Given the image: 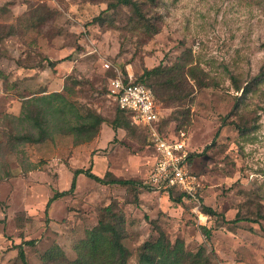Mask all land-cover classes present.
I'll list each match as a JSON object with an SVG mask.
<instances>
[{
  "label": "rangeland",
  "instance_id": "374dc122",
  "mask_svg": "<svg viewBox=\"0 0 264 264\" xmlns=\"http://www.w3.org/2000/svg\"><path fill=\"white\" fill-rule=\"evenodd\" d=\"M109 1L0 0V264H24L19 245L28 264H45L55 246L74 260L109 216L124 218L129 264H139L137 248L160 231L172 243L183 240L187 252L204 249L210 264H264V0H137L145 25L131 7L108 9ZM182 59L209 86L189 78L182 104L160 103L161 129L185 132L202 183L198 201L178 202L144 184L156 158L152 143L131 123L113 126L119 109L108 85L120 72L136 80ZM52 92L66 99L65 114L49 116L44 140L17 142L39 135L33 120L17 118L23 103ZM81 115L91 124L101 117L96 136L64 128ZM77 168L136 183L80 174L75 191L47 208L56 191L70 189Z\"/></svg>",
  "mask_w": 264,
  "mask_h": 264
},
{
  "label": "trees",
  "instance_id": "16d2710c",
  "mask_svg": "<svg viewBox=\"0 0 264 264\" xmlns=\"http://www.w3.org/2000/svg\"><path fill=\"white\" fill-rule=\"evenodd\" d=\"M155 1V0H152ZM119 5H127L136 12L137 18L142 24L145 25L150 22L143 14L141 10V3L137 0H110L108 2V9L115 8ZM99 18V17H98ZM95 18L94 20H96ZM145 22V23H144ZM155 27V26H152ZM53 64V61H50ZM115 77V76H113ZM110 77V78H113ZM195 79L200 86H209L203 77H199L198 67L192 65L189 61L182 59L172 65L160 64L153 68H146L142 75L138 79V82L144 83L149 87L157 101L162 104H174L180 105L188 98L190 94V82L188 79ZM245 91V88H244ZM58 98V99H57ZM27 101L22 105V114L17 117L21 121H31L33 129L38 128L39 132L37 136L34 133L28 132L23 133L16 138L17 142H40L45 139V135L48 132L50 124V115L54 113L62 112L65 114L66 99L60 92H52L45 94L43 97L37 99L27 98ZM44 101L47 103L46 107L39 108L38 103ZM38 110V115H32L31 108ZM26 109V111H25ZM117 117L113 123L115 128H128L129 124L132 123L128 112L118 108ZM41 119H38V116ZM96 116V115H95ZM89 115H81L79 124L66 123L67 127H64L69 132L74 133L76 136H83L90 134L87 137L96 136L98 133V126L102 123L100 116H96V121L89 123ZM66 120V119H65ZM25 124V123H24ZM138 127L137 125H135ZM139 128V127H138ZM159 129L163 131L159 124ZM179 128H175V132L178 133ZM146 133V132H145ZM147 135V134H146ZM148 138V136H147ZM79 140V139H78ZM77 140V141H78ZM150 142V141H149ZM15 144V143H13ZM14 146V145H13ZM191 165V164H190ZM74 177L72 179L71 187L68 190L56 191L54 195L48 200L47 208L50 206L52 201L62 197L66 194L73 193L77 184V177L80 174H85L101 183L104 184H121V185H135L136 181L133 179H122L113 177L107 179L106 177H100L92 172L91 168L83 169L77 168L73 171ZM110 174V173H108ZM107 174V175H108ZM168 196L174 201H182L186 198V194L179 188L174 187L169 189L167 192ZM204 212L208 214L216 213L212 208L202 206ZM107 212L112 208L108 206ZM124 219V218H121ZM120 217L109 216L101 219L98 225L92 228L84 239L78 249V257L74 260H69L59 246H55L44 256L45 264H129L128 258L130 256L129 249L123 243L124 228L122 226ZM239 220L235 219V221ZM205 233L210 235V230L203 227ZM34 243V241H29ZM139 255V264H210V261L205 257L204 249L198 250L196 253L187 252L185 250L184 241L177 239L175 243L166 236L163 231L159 232V236L156 240H146L140 247L137 248ZM19 257L24 262L26 261L25 251L22 245H19Z\"/></svg>",
  "mask_w": 264,
  "mask_h": 264
},
{
  "label": "built area",
  "instance_id": "2783aa9c",
  "mask_svg": "<svg viewBox=\"0 0 264 264\" xmlns=\"http://www.w3.org/2000/svg\"><path fill=\"white\" fill-rule=\"evenodd\" d=\"M105 66L109 67V63ZM108 94L116 106L127 111L131 121L146 132L156 149L154 166L144 184L165 192L177 187L187 198L198 201L202 183L190 167L185 132L181 130L168 135L159 129L161 105L152 90L132 75L120 72L110 78Z\"/></svg>",
  "mask_w": 264,
  "mask_h": 264
},
{
  "label": "crops",
  "instance_id": "0c3cea01",
  "mask_svg": "<svg viewBox=\"0 0 264 264\" xmlns=\"http://www.w3.org/2000/svg\"><path fill=\"white\" fill-rule=\"evenodd\" d=\"M103 122V121H102ZM133 123V122H132ZM149 140V139H148ZM151 143V142H150ZM153 146V145H152ZM153 149H154V156H156V149L155 147L153 146Z\"/></svg>",
  "mask_w": 264,
  "mask_h": 264
}]
</instances>
